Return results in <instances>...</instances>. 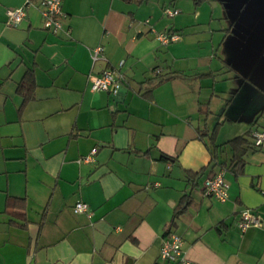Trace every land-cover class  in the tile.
I'll return each instance as SVG.
<instances>
[{"label": "crops", "instance_id": "crops-1", "mask_svg": "<svg viewBox=\"0 0 264 264\" xmlns=\"http://www.w3.org/2000/svg\"><path fill=\"white\" fill-rule=\"evenodd\" d=\"M213 1L62 0L53 33L33 5L8 25L26 0H0V264H160L171 232L191 264H264V150L237 164L228 145L264 131L263 0L223 17L203 10ZM152 29L181 38L162 45ZM108 68L120 90L92 91ZM219 172L225 202L203 191ZM245 209L262 227L238 229Z\"/></svg>", "mask_w": 264, "mask_h": 264}, {"label": "built area", "instance_id": "built-area-1", "mask_svg": "<svg viewBox=\"0 0 264 264\" xmlns=\"http://www.w3.org/2000/svg\"><path fill=\"white\" fill-rule=\"evenodd\" d=\"M37 6L42 17L44 28L58 33L63 31V19L66 17L62 9V0H26L25 4L20 8H15L7 12L8 25L17 27L26 17L27 9L30 6ZM180 13L179 10L165 8L164 14L169 17H174ZM68 32V31H67ZM155 39L162 45H170L180 40L181 36L178 33L172 32H157L152 29ZM104 48L99 45L92 51V60L95 63L103 57ZM125 81L124 74L121 69L108 68L105 69L99 76L92 77L91 90L94 92H108L116 94L122 87ZM254 145L258 149L264 150V131L252 132ZM98 148L95 147L91 150L90 154L82 159L84 162H93L94 155L97 153ZM229 184L224 177L223 172L216 173L207 177L203 184V191L206 196L213 197L220 202H225L228 199ZM75 213H85L91 216L89 206L83 202L76 203L74 207ZM263 220L256 213L250 209H245L240 212V220L237 227L241 232H245L250 228L262 227ZM191 264L185 257L184 253V240L175 233H169L168 237L164 240L161 253L160 264Z\"/></svg>", "mask_w": 264, "mask_h": 264}, {"label": "trees", "instance_id": "trees-1", "mask_svg": "<svg viewBox=\"0 0 264 264\" xmlns=\"http://www.w3.org/2000/svg\"><path fill=\"white\" fill-rule=\"evenodd\" d=\"M253 5H257L258 3L262 6H264V0L259 1L256 4V1L258 0H250V2ZM36 88V82L35 77L32 72H28L22 82L19 85V93L24 97V103H28L33 99L34 91ZM221 124H218L213 132L212 139L217 135V132L219 130ZM228 145L231 146V148L234 150V158L233 161L237 164L241 163L242 157H244L247 152L252 149H258L254 145V139L252 137V133H245L244 135H240L228 142ZM183 203V202H182ZM24 206V204H23Z\"/></svg>", "mask_w": 264, "mask_h": 264}, {"label": "rangeland", "instance_id": "rangeland-1", "mask_svg": "<svg viewBox=\"0 0 264 264\" xmlns=\"http://www.w3.org/2000/svg\"><path fill=\"white\" fill-rule=\"evenodd\" d=\"M242 2L243 1L237 0L236 3H234V2H230V3L226 2L225 3L224 0H215V2L213 1V2H211L209 4H206L203 7V10H208L209 11V8L211 6L214 7V8L218 7L217 9L220 10V12L222 13L221 17H223V16H225L224 15L225 14L224 8H226L228 6V8H230L231 11H232L233 8L236 10V9H238V6H239V8H242V6H243ZM233 12H235V11H233ZM222 23L226 24V25H229L231 23V21H227V20L223 19Z\"/></svg>", "mask_w": 264, "mask_h": 264}]
</instances>
